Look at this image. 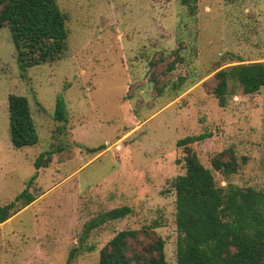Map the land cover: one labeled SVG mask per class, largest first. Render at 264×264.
Listing matches in <instances>:
<instances>
[{
	"label": "rangeland",
	"instance_id": "1",
	"mask_svg": "<svg viewBox=\"0 0 264 264\" xmlns=\"http://www.w3.org/2000/svg\"><path fill=\"white\" fill-rule=\"evenodd\" d=\"M67 14V51L21 72L0 29V205L29 179L35 200L0 224V264H96L119 231L151 228L176 264L172 179L184 172L186 136L201 164L230 149L236 173L218 185L264 192V88L230 84L224 107L208 92L216 71L264 66V0H56ZM169 69V70H168ZM23 73V77H22ZM8 95L27 99L38 141L15 149ZM62 98L67 121L53 119ZM95 150L89 152V150ZM46 166L35 170L42 153ZM131 213L91 231L68 260L85 221L110 209Z\"/></svg>",
	"mask_w": 264,
	"mask_h": 264
},
{
	"label": "trees",
	"instance_id": "2",
	"mask_svg": "<svg viewBox=\"0 0 264 264\" xmlns=\"http://www.w3.org/2000/svg\"><path fill=\"white\" fill-rule=\"evenodd\" d=\"M195 1L180 0L191 9ZM67 21V14L56 0H0V29L7 28L23 73L64 56L69 36ZM213 78L208 92L222 108L231 83L243 95L264 88V66L261 62L237 64L216 71ZM7 111L12 147L35 146L38 135L27 99L8 95ZM53 119L67 121L60 97L55 101ZM204 137L186 136L176 142L184 151V172L170 182L175 196L176 264H264V192L230 183L218 185L212 171L223 178L236 173L237 158L228 149L210 160L212 170L204 167L190 147ZM46 155L49 153L35 159V170L46 166ZM36 174L13 201L0 205V224L35 200L28 188ZM130 213L128 206H119L85 221L68 260L91 249L85 247L91 231ZM96 264H167L164 241L151 228L119 231L100 249Z\"/></svg>",
	"mask_w": 264,
	"mask_h": 264
}]
</instances>
